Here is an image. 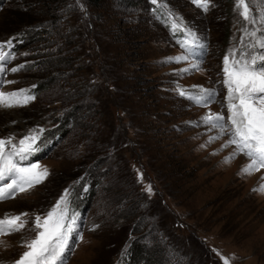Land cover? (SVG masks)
Instances as JSON below:
<instances>
[{
    "label": "rangeland",
    "instance_id": "1",
    "mask_svg": "<svg viewBox=\"0 0 264 264\" xmlns=\"http://www.w3.org/2000/svg\"><path fill=\"white\" fill-rule=\"evenodd\" d=\"M60 1V17L33 35L46 17L26 24L32 15L19 13L21 0H0V43L18 46L0 91L35 96L0 107V138L45 129L30 162L49 171L0 201V217L42 215L69 189L83 238L73 235L65 264H223L221 256L264 264V194L253 191L264 169L242 174V154L225 162L229 137L209 143L218 133L202 122L209 111L227 116L223 57L240 47L243 27L235 0H211L207 12L191 0H161L205 46L192 53L151 0ZM181 55L188 59H170ZM194 86L215 89L214 101L203 107L179 95L197 93ZM30 228L0 236V264L25 251Z\"/></svg>",
    "mask_w": 264,
    "mask_h": 264
},
{
    "label": "snow or ice",
    "instance_id": "2",
    "mask_svg": "<svg viewBox=\"0 0 264 264\" xmlns=\"http://www.w3.org/2000/svg\"><path fill=\"white\" fill-rule=\"evenodd\" d=\"M151 3L156 6L154 11L161 12V19L173 36L183 35L184 39L178 41L181 48L192 53L194 48L205 47L198 42L196 33L182 17L167 9L161 0H151ZM191 3L207 12L211 0H191ZM235 10L243 21V27L240 30V47L230 49L223 57L222 83L226 89L227 116L209 111L202 117V122L218 133L209 137V143L223 135L229 137L221 147L234 146V151L225 162L242 154L249 163L242 167L241 173L252 174L264 169V0H235ZM11 48V40L0 43V73L15 58ZM170 59L181 61L188 56ZM23 67L20 65L11 71L17 72ZM192 67L199 69L200 65L194 63ZM194 87H198L197 93L179 90V95L203 107L214 101L215 89ZM34 99L30 89L0 91V107L4 108L24 106ZM44 132L45 129L37 127L30 129L18 141L14 136L0 138V201L26 193L48 177L46 167L30 162V158L41 151ZM26 161L29 162L24 163ZM261 179L264 180V177ZM146 191L152 192L150 185ZM253 191L264 194V183ZM70 196V190L65 189L42 215L29 217L28 213H20L0 217V236L22 232L30 223L29 230L34 233L31 238L21 241L25 251L12 264H65L73 235L83 238L77 232L79 215L71 210ZM221 260L223 264H230L223 256Z\"/></svg>",
    "mask_w": 264,
    "mask_h": 264
},
{
    "label": "trees",
    "instance_id": "3",
    "mask_svg": "<svg viewBox=\"0 0 264 264\" xmlns=\"http://www.w3.org/2000/svg\"><path fill=\"white\" fill-rule=\"evenodd\" d=\"M90 6H96L100 0H85ZM60 0H21L20 5L21 10L19 9V13L21 15H24L27 17L28 15H32L31 20L27 21L26 24H34L37 23L39 18H36L38 15L46 17V21L42 25L38 26H33V30L35 32L33 35H37L39 33H42V31H46L45 28L48 23L50 22V25H52V22L58 19L60 17V14L62 13V8L60 6ZM55 24V23H53ZM25 37L21 38L20 44L24 43ZM15 46H12L11 51H13V47L16 48ZM18 47V46H17ZM59 66H53L52 69H57ZM44 73V72H43ZM37 88V85H36ZM88 184V188L86 190V193L89 194L91 192V186ZM135 258V257H134ZM133 258V259H134Z\"/></svg>",
    "mask_w": 264,
    "mask_h": 264
}]
</instances>
